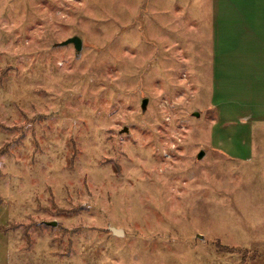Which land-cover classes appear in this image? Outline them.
Segmentation results:
<instances>
[{
	"label": "rangeland",
	"instance_id": "obj_1",
	"mask_svg": "<svg viewBox=\"0 0 264 264\" xmlns=\"http://www.w3.org/2000/svg\"><path fill=\"white\" fill-rule=\"evenodd\" d=\"M214 2L0 0V264H264V127L248 160L212 140Z\"/></svg>",
	"mask_w": 264,
	"mask_h": 264
},
{
	"label": "crops",
	"instance_id": "obj_2",
	"mask_svg": "<svg viewBox=\"0 0 264 264\" xmlns=\"http://www.w3.org/2000/svg\"><path fill=\"white\" fill-rule=\"evenodd\" d=\"M212 140L237 159L254 155L256 128L264 127V0H215ZM257 128V129H258Z\"/></svg>",
	"mask_w": 264,
	"mask_h": 264
},
{
	"label": "water",
	"instance_id": "obj_3",
	"mask_svg": "<svg viewBox=\"0 0 264 264\" xmlns=\"http://www.w3.org/2000/svg\"><path fill=\"white\" fill-rule=\"evenodd\" d=\"M69 43H73L75 45L76 49L78 51H80L82 49V47H83V38L81 36H79V35H75V36H71V37H69V38H67V39H65V40H63L61 42L62 45L69 44ZM146 102H147V97H145L143 99L142 107H146ZM198 113H199V111H195V114H198ZM204 152L205 151L202 149L199 152L198 157L201 158L203 156ZM56 222L57 221L53 220V221H50L49 223L50 224H56ZM112 230L117 235H121V234L124 233L123 229L117 228V227H114V226L112 227Z\"/></svg>",
	"mask_w": 264,
	"mask_h": 264
}]
</instances>
